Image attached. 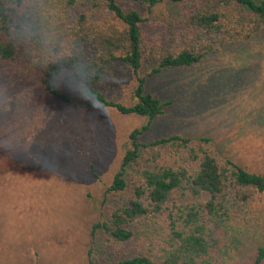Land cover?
I'll list each match as a JSON object with an SVG mask.
<instances>
[{
    "label": "rangeland",
    "instance_id": "1",
    "mask_svg": "<svg viewBox=\"0 0 264 264\" xmlns=\"http://www.w3.org/2000/svg\"><path fill=\"white\" fill-rule=\"evenodd\" d=\"M118 2L148 19L142 30L152 38L148 47L158 44V54L189 45L177 34L173 43L165 39L168 23L178 17L174 3L159 0L149 10L133 0ZM86 4L59 15L61 26L70 27ZM152 67L145 64L140 72L145 92L166 105L141 142L171 135L209 138L217 157L264 174V28L189 67L147 76ZM110 85L104 87L108 97L129 103ZM75 87L65 88L73 98L65 103L32 74L0 71V264H87L89 249L96 264L156 254L145 221L131 226L134 237L126 244L117 245L102 229L91 236L93 225L106 222L107 208L116 203L114 197L106 205L102 201L128 135L147 119L88 106ZM256 204L246 215L249 222L234 229L242 246L232 264H249L252 250L264 244V193Z\"/></svg>",
    "mask_w": 264,
    "mask_h": 264
},
{
    "label": "trees",
    "instance_id": "2",
    "mask_svg": "<svg viewBox=\"0 0 264 264\" xmlns=\"http://www.w3.org/2000/svg\"><path fill=\"white\" fill-rule=\"evenodd\" d=\"M133 1L151 10L159 0ZM169 1L178 7V17L168 23L165 39L173 43L177 34L190 42L177 52L158 54V44L148 47L152 38L142 30L148 19L118 0H0V71L32 74L65 103L73 101L65 88L74 84L88 106L147 119L128 135L102 201L106 205L114 197L116 203L107 208L106 222L93 225L91 236L102 229L117 245L126 244L134 237L131 226L145 221L157 251L154 257L135 253L106 264H232L242 246L234 229L249 222L247 213L264 193V174L217 157L209 138L140 141L166 105L145 92L146 78L140 75L145 64L153 65L147 76L189 67L264 28V0ZM84 2L73 24L62 27L59 15ZM31 55L38 61L32 63ZM108 83L129 103L108 97ZM251 256L249 264H264V244ZM93 257L89 249L87 264H96Z\"/></svg>",
    "mask_w": 264,
    "mask_h": 264
},
{
    "label": "snow or ice",
    "instance_id": "3",
    "mask_svg": "<svg viewBox=\"0 0 264 264\" xmlns=\"http://www.w3.org/2000/svg\"><path fill=\"white\" fill-rule=\"evenodd\" d=\"M79 178H85V177L81 176V177H79Z\"/></svg>",
    "mask_w": 264,
    "mask_h": 264
},
{
    "label": "clouds",
    "instance_id": "4",
    "mask_svg": "<svg viewBox=\"0 0 264 264\" xmlns=\"http://www.w3.org/2000/svg\"><path fill=\"white\" fill-rule=\"evenodd\" d=\"M51 163V161H49Z\"/></svg>",
    "mask_w": 264,
    "mask_h": 264
}]
</instances>
